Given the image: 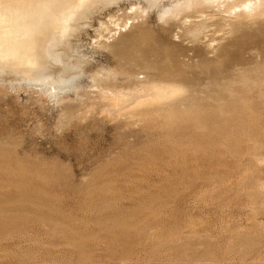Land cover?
<instances>
[{
	"label": "rangeland",
	"instance_id": "obj_1",
	"mask_svg": "<svg viewBox=\"0 0 264 264\" xmlns=\"http://www.w3.org/2000/svg\"><path fill=\"white\" fill-rule=\"evenodd\" d=\"M128 2L99 6L72 38L89 60L79 77L82 99L67 91L58 101L30 82L2 89L0 264H264V19L238 31L218 20L195 43L188 26L163 23L157 8L136 18L158 31L154 39L164 28L166 43L198 46L200 55L202 44L230 46L231 61L244 66L225 84L206 79L224 67L201 57L192 67L206 76L204 102L223 97L221 108L240 117L164 120L137 114L150 104L122 106L119 92L131 85L120 74L116 97L90 82L94 69L117 68L96 40L117 22L112 42L122 39L134 16ZM197 9L190 20L216 21L215 10Z\"/></svg>",
	"mask_w": 264,
	"mask_h": 264
},
{
	"label": "bare ground",
	"instance_id": "obj_2",
	"mask_svg": "<svg viewBox=\"0 0 264 264\" xmlns=\"http://www.w3.org/2000/svg\"><path fill=\"white\" fill-rule=\"evenodd\" d=\"M119 1L123 0H0V98L2 97V92L6 91L2 90L4 85L9 83L8 87H10V85H13L12 82H17V84L25 82L26 85L27 82L34 83L40 88L39 90L42 94H46V97L50 96L58 101L62 98L61 95L67 93V91H72L76 96L81 95L85 85L82 84L84 82H80L79 77L84 74L83 68L89 60L85 59L78 52L79 50L77 51L78 48L76 49L77 46H75L72 38L74 39L80 28L86 25L85 20L87 21L89 15L95 12L97 8H100L99 6L102 8L103 6L106 7V5H117ZM126 1H130V3L128 2L130 4L129 8L133 10L134 16L132 15L131 17L133 18H129L131 19V22H129L131 25L127 29L128 31L122 34V39L119 42L116 40L112 42L115 37L114 35L118 30H121L117 21L114 24L118 30L114 29L115 31H112V28L107 29L108 26L105 29L106 31H102L100 28H105L103 27L104 21H99L100 28H98V31L105 32L106 36L104 35L105 33H99V35L97 33L99 40L95 38L99 46L107 49L111 56L117 58V60L115 59L117 62L114 61L116 62V65H114L117 68L107 69L101 66L94 69L90 73V82L98 90L92 87L91 84L89 86L94 88L98 93L100 92L101 95H115L114 92L118 88L115 76L120 74L124 80L131 83H129L131 85L129 87L130 90L128 89V91L123 92L122 89L119 92V95L123 99L120 96V99H118L121 102L123 100L122 104L127 101L139 107L148 104L152 105V110L139 109L137 114L141 117L185 120L200 118L205 113L223 116L224 118L240 117L238 113L232 114L230 112L231 109L221 108V100H226L223 97H213L212 102L214 103H205L202 85L206 83V76L201 79V76V78L196 76L192 71V67L199 65L202 61L201 57L203 62L210 68H220L221 71V68L224 67L223 71L219 72V78H216L212 74L214 77L207 76L208 78L206 77V79L211 82H221L222 79L225 84V80L228 81L236 76L238 74L237 71L239 72L244 67L243 65L242 67L239 66V69L238 63L231 61L229 56L230 46L219 44L218 48L212 47L213 49L211 48L210 50L212 41L202 44L205 46V53H203L204 55H200L198 46L192 47L190 45L191 47L189 48L166 43L163 39L164 37H162L166 34V29L164 28L161 30L163 35L158 39H154V33L158 31L153 32L148 25H145L143 21H139L136 18L139 16L142 18V14L147 9L157 8V14H155L163 23L172 22L175 26H178V29L179 25L182 26H180L181 28H184L183 25H186L185 27L188 26L185 28V34L194 42L201 43V38H205L204 40L206 41L207 31L210 26H214V24L218 27L219 25L221 26L220 20L225 22L223 24L227 25L229 29L232 28L231 31H234L239 30V27L256 17L264 19V0ZM201 6L210 8L212 12L215 10L217 19H214L215 16L213 14L212 16L213 20L216 21L209 22L206 20V22L201 18L202 21L196 22L192 21V16L190 20L189 14L194 13L188 14V12L196 10ZM200 10L197 9V12H202L199 14L200 17H205L206 15H203V13L205 14L203 12L204 8H200ZM212 16L210 15V19H212ZM196 19L198 18L194 20ZM123 24V28L126 29L127 23L124 22ZM165 24L164 26H166ZM213 26L211 27L213 29H210V31L215 30L216 26ZM169 32L171 33V31ZM249 37V35H245L246 40ZM147 38L150 39V42L144 45L145 43L143 44V42ZM242 46L240 48H243ZM250 49L249 51L252 52L251 50H253L252 53L254 54V48ZM245 50L248 52V48ZM250 52L249 54L251 55ZM239 60L241 59L239 58ZM216 73L218 72L216 71ZM120 75L117 76L118 79ZM119 90L121 88H118ZM88 93H85V95ZM128 103L125 102L122 106L128 105Z\"/></svg>",
	"mask_w": 264,
	"mask_h": 264
}]
</instances>
